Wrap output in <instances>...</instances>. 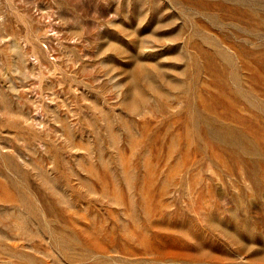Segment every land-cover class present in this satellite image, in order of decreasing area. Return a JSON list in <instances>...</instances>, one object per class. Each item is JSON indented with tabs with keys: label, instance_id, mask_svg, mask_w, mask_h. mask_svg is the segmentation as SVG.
Listing matches in <instances>:
<instances>
[{
	"label": "rangeland",
	"instance_id": "1",
	"mask_svg": "<svg viewBox=\"0 0 264 264\" xmlns=\"http://www.w3.org/2000/svg\"><path fill=\"white\" fill-rule=\"evenodd\" d=\"M0 264H264V0H0Z\"/></svg>",
	"mask_w": 264,
	"mask_h": 264
}]
</instances>
